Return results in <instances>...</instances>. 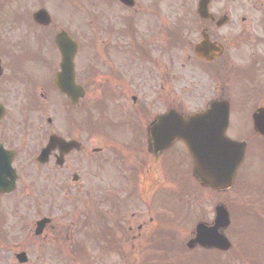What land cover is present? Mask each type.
Masks as SVG:
<instances>
[{"label":"flooded vegetation","instance_id":"obj_1","mask_svg":"<svg viewBox=\"0 0 264 264\" xmlns=\"http://www.w3.org/2000/svg\"><path fill=\"white\" fill-rule=\"evenodd\" d=\"M162 1L0 0V146L6 150L0 164L10 159L11 165L10 193L1 196L9 197L10 213L15 193H40L25 182L37 173L77 185L74 169L82 156L93 177L117 181L102 180L99 188L93 182L85 189L92 200L110 207L112 198L136 193L153 217L136 225L132 238L152 237L157 206L169 198L165 192H180L182 182L202 187L183 143H160L170 137L154 129L170 110L186 117L209 105L176 106V47L184 51V99L205 101L204 92H212L205 102L229 105V138L245 142L246 149L264 140V0H183L176 16L186 22L184 37L181 26L167 27L175 13ZM40 10L49 22L35 18ZM60 32L77 43L72 81L83 95L75 104L53 85ZM52 135L72 144L59 143L40 162ZM37 240L42 245L46 237Z\"/></svg>","mask_w":264,"mask_h":264},{"label":"rangeland","instance_id":"obj_2","mask_svg":"<svg viewBox=\"0 0 264 264\" xmlns=\"http://www.w3.org/2000/svg\"><path fill=\"white\" fill-rule=\"evenodd\" d=\"M165 1L171 3L169 11L175 13V22L164 19L167 27L169 23L175 25V28L181 26V36L184 37L186 22L179 23L176 16L177 9L182 10L183 0H163L161 4ZM63 2L66 3L68 0ZM171 15L169 19H172ZM77 17L76 15L75 19ZM174 63L176 106L182 111L205 106L207 103L205 101H208L212 92H204L205 101L199 99L188 102L184 99L185 68L182 48L176 47ZM247 154L246 163L240 168L241 172L239 171L232 189L214 195L208 189L198 187L196 189L191 182L194 190L189 193L192 197L194 196L193 199L190 196H181L179 193L175 195L174 192H165L170 199L167 203L157 206L156 220L158 222H166L165 226L183 230L184 234H187L193 231L198 221L213 220V210L217 200L227 205H238V198L241 197L239 207L233 215L231 214V224L224 232L232 244L231 251L203 253L202 250L195 248L194 251L183 256L185 264H264V182H262L264 181V140L251 143ZM78 167V170L74 169L80 177L77 185L70 184L68 177L65 183L62 175L53 179H40L38 173L31 176L33 178L25 181L26 184L34 183L35 190H40V193H35L36 195L29 198L23 197V199L20 198L19 193H15L11 199V213L9 197H0V264H18L14 254L23 248L28 257L26 264H170L167 258L157 260L151 253L150 257L146 258L149 252L137 258L132 257L134 262H124L119 252L108 249L107 241L101 240L103 235L107 234L108 228L114 231L115 236H120L122 229L131 225L132 233L136 235V225L146 224L148 218L153 216L146 214L136 193L124 203L112 198L110 207H107L103 201H93L85 190L87 187L93 186V182H96V187L99 188L104 187L108 180L116 184L117 181L102 175L93 177L88 163L82 156ZM62 173L68 175L69 172ZM60 182L65 184V189L61 190ZM41 193L43 197L38 199ZM132 213L138 215L132 216ZM41 216L52 219L50 226L39 237L40 239L46 237L42 245L38 240L33 241L32 232L33 221ZM22 222L24 224L20 226ZM29 229L30 233H28ZM94 229L97 230V234L93 236L90 232ZM118 245L124 250L123 240L118 242ZM194 252L192 256L195 257L192 259L190 254ZM179 263L180 261H175L172 264Z\"/></svg>","mask_w":264,"mask_h":264},{"label":"water","instance_id":"obj_3","mask_svg":"<svg viewBox=\"0 0 264 264\" xmlns=\"http://www.w3.org/2000/svg\"><path fill=\"white\" fill-rule=\"evenodd\" d=\"M57 45L63 55L62 71L58 76V85L68 97L75 96L72 85V57L74 44L66 35L58 36ZM65 78H69L65 80ZM227 105L224 102H215L210 109L203 113L181 118L175 112L163 116L156 125L160 133L170 135L181 140L187 147L194 162V173L200 181L213 190H225L232 184L235 172L242 161L244 148L229 140L224 132L227 125ZM169 138V137H168ZM51 140V148L55 145ZM160 143L168 140L160 139ZM69 146V145H68ZM0 176L3 177L1 173ZM0 184V192H8L7 182ZM46 220L39 222L37 234L41 232ZM229 225V216L223 206L215 209V219L212 226L198 224L195 238L188 243L189 248L195 245L212 247L221 251L230 248V243L219 232ZM19 262H25L23 254L17 255Z\"/></svg>","mask_w":264,"mask_h":264},{"label":"trees","instance_id":"obj_4","mask_svg":"<svg viewBox=\"0 0 264 264\" xmlns=\"http://www.w3.org/2000/svg\"><path fill=\"white\" fill-rule=\"evenodd\" d=\"M172 246H174V245H172Z\"/></svg>","mask_w":264,"mask_h":264}]
</instances>
